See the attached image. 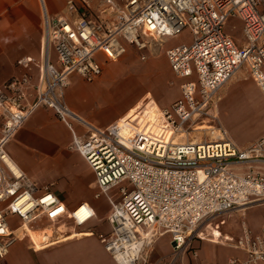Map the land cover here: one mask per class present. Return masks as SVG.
I'll list each match as a JSON object with an SVG mask.
<instances>
[{
	"label": "built area",
	"instance_id": "2783aa9c",
	"mask_svg": "<svg viewBox=\"0 0 264 264\" xmlns=\"http://www.w3.org/2000/svg\"><path fill=\"white\" fill-rule=\"evenodd\" d=\"M64 3L68 16L44 12L37 73L23 69L0 81V263L20 228L32 230L43 220L83 227L95 217L86 203L69 209L52 185L39 188L9 154L17 131L42 107L52 109L68 128V149L90 168L94 199L108 205L110 231L97 237L116 264H175L191 251L194 239H205L203 229L215 218L253 207L264 211V133L240 147L216 124L217 93L240 68L264 95V0H126L123 5L98 0L96 10L90 0ZM230 18L242 23L241 41L225 31ZM184 31L190 40L165 51L181 82L179 97L154 110L160 126L130 114L99 128L66 104L71 76L93 82L107 60L115 62L127 52L126 44L143 51L150 39ZM75 123L84 127L82 135ZM206 130L208 136H194ZM10 217L19 225L13 227ZM239 233L235 248L245 258H231L228 264L263 262L264 224L253 232L242 221ZM165 236L172 252L153 263L151 248Z\"/></svg>",
	"mask_w": 264,
	"mask_h": 264
},
{
	"label": "crops",
	"instance_id": "0c3cea01",
	"mask_svg": "<svg viewBox=\"0 0 264 264\" xmlns=\"http://www.w3.org/2000/svg\"><path fill=\"white\" fill-rule=\"evenodd\" d=\"M44 12L49 17L68 16L64 0H0V81L18 76L23 69L33 74L37 73L41 59L40 46ZM161 65L167 67L168 79L171 78L170 73L172 72L164 58H161ZM74 76H71L69 85L65 89L64 99L68 107L80 119L95 127L104 128L132 113L129 109L138 101V96L124 105L115 107L108 120L99 119L102 115L100 111L87 109L80 101V98H87L83 90L79 87L70 88V85L77 80V77ZM180 82L175 79L171 84L172 88L178 92L174 100L179 97ZM229 85L230 83L227 82L219 90L225 89ZM174 100L170 103L164 102L166 105L161 107L169 106ZM75 130L80 135L85 132L84 127L77 123H75ZM232 140L240 147L249 144L241 145L233 138ZM70 141L71 134L68 128L58 119L55 112L42 107L28 117L17 131L13 141L8 145V151L18 167L37 186L39 168L42 171L52 166L53 174L48 173L47 180L41 186L52 185L54 193L69 209L81 203L90 205L95 212L93 222L97 217V211L87 197L76 194L68 199L64 195L63 182L65 184L74 183V186L81 185L82 175L89 187L94 185L93 174L85 160L77 151L68 149ZM44 160H49L51 163L42 169L41 165ZM65 180L67 181L65 182ZM56 187L59 188L56 190ZM225 217L232 218L229 226H226ZM8 221L13 227L19 225L16 217H10ZM242 221L251 231L257 232L264 224V211L259 207H253L243 213L237 212L230 216L222 215L215 218L213 226H210L211 228L206 233L212 238L206 239L209 238L208 236L205 239L194 241L191 251L180 256L176 263L228 264L231 258L243 260L244 252L235 248ZM34 228L41 231L35 232L25 227L17 230L19 239L11 246L8 255L0 264H116L105 252L97 237L99 233H93L92 227L85 228L83 226L80 227L81 231L72 230L66 236L57 235L55 237L53 228L43 229L42 224L36 225ZM87 229L91 231H87ZM55 232L62 233L63 230L57 228ZM24 237L29 238L30 246L22 241ZM229 240H233L234 243H229ZM16 243H18L17 247L13 249L12 247ZM192 251H196L195 257L192 256ZM150 252H154L152 257L150 255V260L153 263L161 259L166 260L168 256L160 257V255L164 252L171 254L170 238L162 237L157 240ZM258 264H264V261Z\"/></svg>",
	"mask_w": 264,
	"mask_h": 264
},
{
	"label": "rangeland",
	"instance_id": "374dc122",
	"mask_svg": "<svg viewBox=\"0 0 264 264\" xmlns=\"http://www.w3.org/2000/svg\"><path fill=\"white\" fill-rule=\"evenodd\" d=\"M125 1L126 0H115L118 5H123ZM90 4L91 8L96 10L98 0H90ZM241 25L239 20L230 18L225 25V30L237 41H241ZM189 40L190 35L187 31H184L182 34L172 38L150 39L149 47L143 51H136L132 45L126 44L127 53L122 55L115 62L107 60L103 64L104 73L102 72L103 75L97 80L86 82L82 78L74 76L77 77V80L70 85V88L79 87L83 90L87 98H80V101L83 102L87 109L100 111L102 115L99 119L103 121L111 117L115 107L124 105L138 96V101L129 110L130 112L142 114V120L145 121L149 119L152 112L155 113L154 110L156 106H164L166 105L164 102L170 103L177 97L178 92L169 84V81H174L175 77L170 73L171 78L168 79L167 67L161 65V58H164L167 62L166 49L173 44ZM142 55H144V57H142ZM228 82L230 85L225 89L219 90L217 93L216 124L225 128L229 136L238 144H248L264 133V95L259 91L252 78L248 76L245 67L240 68ZM194 136L204 138L208 136V131L196 132ZM48 163H51V161H42V169L46 167ZM38 171L37 175L39 177L37 178V183L38 187L41 188L43 182L48 178L47 174H53V167L51 166L42 171L39 168ZM82 178V183L78 186H74V183L65 184L63 182L65 189L64 195L68 199L74 197L76 194L87 197L91 205L96 209L97 217L89 226H85V228L92 227L91 230L93 233L98 234L101 232L106 234L110 231V227L105 220V213L108 210V206L104 199H94V185L89 187L83 175ZM66 181L67 180H65V182ZM61 187L63 188V186ZM58 188L59 187H56L55 189L57 190ZM225 218L226 226H229L232 218ZM41 224L43 229L53 228L54 237L57 235L66 236L70 231L72 232V230L77 232L81 231L80 227H76L70 221L52 225L43 220ZM210 226H213V224L203 229L204 237L209 236V234L206 233L211 228ZM57 228H61L63 232L56 233L55 229ZM91 230L87 229V231ZM31 231L37 232L41 230L34 228ZM163 238H168V236ZM211 238L212 237L209 236V238L206 239ZM196 240L198 239H194L191 242L188 249H192L193 243ZM22 241L27 243L28 246L31 245L28 237H24ZM17 244L18 243L12 248L15 249ZM153 254L154 252H150L151 257ZM169 254L170 252H164L160 257H169Z\"/></svg>",
	"mask_w": 264,
	"mask_h": 264
},
{
	"label": "bare ground",
	"instance_id": "6f19581e",
	"mask_svg": "<svg viewBox=\"0 0 264 264\" xmlns=\"http://www.w3.org/2000/svg\"><path fill=\"white\" fill-rule=\"evenodd\" d=\"M236 72H238V71H236ZM236 72L234 73V75L236 74ZM130 114L135 115L139 121L142 120V114L134 113V112H132V113H130ZM130 114H128V115L125 116V117H128ZM77 117H78V116H77ZM125 117H124V118H125ZM147 120H150V121L154 120V122H156V123H154V126L157 125L158 116L156 115V112H155V113L152 112V113L150 114V116H149V119H147ZM142 121H143V120H142ZM157 126H160V125H159V122H158V125H157ZM202 128H206V127H202ZM161 130H163L162 125H161V127H158V131L160 132ZM216 136H217V134L213 135L212 138H214V137H216ZM196 140H199V139H196ZM25 228H28V227L25 226Z\"/></svg>",
	"mask_w": 264,
	"mask_h": 264
}]
</instances>
